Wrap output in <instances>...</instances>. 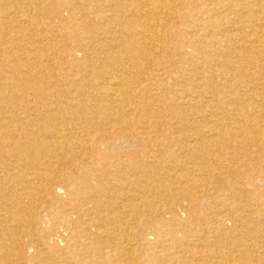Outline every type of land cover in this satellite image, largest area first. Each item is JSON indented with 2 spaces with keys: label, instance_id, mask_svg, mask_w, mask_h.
<instances>
[{
  "label": "bare ground",
  "instance_id": "1",
  "mask_svg": "<svg viewBox=\"0 0 264 264\" xmlns=\"http://www.w3.org/2000/svg\"><path fill=\"white\" fill-rule=\"evenodd\" d=\"M0 264H264V0H0Z\"/></svg>",
  "mask_w": 264,
  "mask_h": 264
}]
</instances>
